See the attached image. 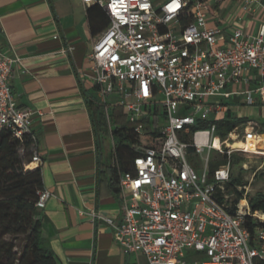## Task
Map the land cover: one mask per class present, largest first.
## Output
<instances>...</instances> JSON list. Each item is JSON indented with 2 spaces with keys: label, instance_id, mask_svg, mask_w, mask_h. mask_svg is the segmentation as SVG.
I'll return each mask as SVG.
<instances>
[{
  "label": "built area",
  "instance_id": "obj_1",
  "mask_svg": "<svg viewBox=\"0 0 264 264\" xmlns=\"http://www.w3.org/2000/svg\"><path fill=\"white\" fill-rule=\"evenodd\" d=\"M81 1L100 5L109 19L89 54L96 98L109 121L108 97L116 92L136 132L156 129L143 121L146 115L165 118L160 144L138 145L126 169L119 165L113 138L122 216L92 214L112 227L126 251L143 253L149 264L264 261V227L253 233L248 223L259 221L261 211L251 208L248 184L231 182L232 155L260 154L246 145L259 146L264 133L248 120L225 137L217 134L218 120L234 105L264 102V19L256 32L237 26L227 35L222 26L210 25L213 0ZM241 1L246 13L264 9V0ZM17 62V53L0 50V132L9 129L35 144L33 116L44 113L17 105L10 85ZM214 150L227 161L212 171ZM33 160L42 157L35 152ZM238 191L243 197L235 200ZM38 195L43 208L52 192L44 187Z\"/></svg>",
  "mask_w": 264,
  "mask_h": 264
},
{
  "label": "crops",
  "instance_id": "obj_2",
  "mask_svg": "<svg viewBox=\"0 0 264 264\" xmlns=\"http://www.w3.org/2000/svg\"><path fill=\"white\" fill-rule=\"evenodd\" d=\"M102 15L99 6L81 0H0V50L21 57L10 77L17 105L44 113L33 116L37 142L31 147L42 162L31 159L27 167L40 166L52 192L38 216L58 264H149L143 253L126 251L112 227L92 214L122 216L120 192H114L102 163L113 162L114 107L124 104L117 92L108 97L111 121L103 104L111 139L106 142L96 134L87 101L98 91L89 58L96 38L91 18ZM262 19L263 8L246 13L241 0L212 1L210 25L222 26L227 35L237 26L256 32ZM123 112L127 117L125 106ZM250 114L264 118V102L239 115Z\"/></svg>",
  "mask_w": 264,
  "mask_h": 264
},
{
  "label": "trees",
  "instance_id": "obj_3",
  "mask_svg": "<svg viewBox=\"0 0 264 264\" xmlns=\"http://www.w3.org/2000/svg\"><path fill=\"white\" fill-rule=\"evenodd\" d=\"M95 6H99L103 13L97 21L91 18V30L97 37L107 28L109 19L100 5L94 4L89 7ZM87 101L96 134L99 140H102L109 134L103 104L97 100L96 96H88ZM123 108L122 104L114 107L116 126L113 128V136L119 165L122 169H126L139 152L137 146H157L160 144L161 132L160 119L156 112L143 118L146 124H153L156 129L139 133L135 131V124L127 119ZM248 120L251 118L228 111L224 118L218 120L217 134L225 137L239 122ZM209 124L204 122L203 126ZM33 144L34 141L29 136L21 140L9 129L0 132V264H58L55 253L45 245L42 221L38 216V191L45 187L42 169L40 166L27 167V163L33 157L31 150ZM245 159L238 154L232 155V183L248 184V181L233 173L235 164L242 163ZM226 161L225 156H217L210 163L211 170L222 166ZM102 164L109 173L111 187L114 192L119 193L120 180L117 165L108 161ZM240 197H243L242 191H238L235 200ZM248 200L253 211L264 212V191L249 194ZM248 223L253 233L258 227H264V222L260 220L256 222L250 218ZM18 238H22L23 241L20 248ZM259 264H264V261Z\"/></svg>",
  "mask_w": 264,
  "mask_h": 264
},
{
  "label": "rangeland",
  "instance_id": "obj_4",
  "mask_svg": "<svg viewBox=\"0 0 264 264\" xmlns=\"http://www.w3.org/2000/svg\"><path fill=\"white\" fill-rule=\"evenodd\" d=\"M247 106L252 105L243 104L240 107H234L233 110L235 114H243L246 112ZM162 107V103H159V110H162ZM111 110L113 111V108ZM249 117L260 122V128L264 132V118L259 117L257 114H250ZM160 122H165V118L163 115L160 116ZM105 137L106 142L111 141L109 137ZM260 153L262 154H256L246 157V159L242 163H236L233 169V173L235 176H241L245 181H248L249 194H255L257 192L264 191V150H262ZM211 156L212 160H214L217 156H219V153L214 150L211 153ZM259 220L264 222V218H259ZM21 239L22 238L17 239L19 248L22 246L23 242ZM195 252L196 251L194 250L190 251L191 254Z\"/></svg>",
  "mask_w": 264,
  "mask_h": 264
},
{
  "label": "bare ground",
  "instance_id": "obj_5",
  "mask_svg": "<svg viewBox=\"0 0 264 264\" xmlns=\"http://www.w3.org/2000/svg\"><path fill=\"white\" fill-rule=\"evenodd\" d=\"M263 137H264V135H262V139H261V142L259 144L260 147L256 146L254 142L249 141L248 144L246 145V147H247L246 149L248 151H253V152L257 151L258 153H260L262 150H264V138ZM259 148H262V149H259ZM260 154H262V153H260ZM242 202L246 203L245 200H243ZM259 214L262 218H264V212H259Z\"/></svg>",
  "mask_w": 264,
  "mask_h": 264
}]
</instances>
